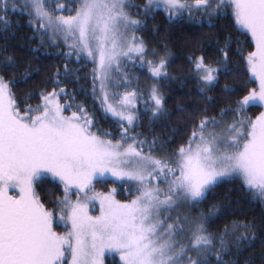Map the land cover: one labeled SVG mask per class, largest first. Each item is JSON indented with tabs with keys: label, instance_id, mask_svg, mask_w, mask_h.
Masks as SVG:
<instances>
[{
	"label": "snow or ice",
	"instance_id": "1",
	"mask_svg": "<svg viewBox=\"0 0 264 264\" xmlns=\"http://www.w3.org/2000/svg\"><path fill=\"white\" fill-rule=\"evenodd\" d=\"M11 7L29 17L33 39L40 42L33 52L63 46L68 51L58 55L65 60L93 64L92 96L105 118L119 126L120 138H106L112 136L107 131L103 136L94 132L95 124L82 104H75L77 111H72L73 104L60 102L68 95L60 87V77L78 81L81 77L75 73L82 69H70L66 63L64 72L57 70L52 81L56 87L41 92V102L23 111L13 85L26 82L28 70L19 79L0 75V264H104L109 252L118 254L122 264H236L232 257L256 239L255 224L234 220L222 231L211 230L221 212L216 204L196 216L165 213L202 204L225 180L240 181L251 199L264 205V111L255 118L248 115L249 106L264 107V0H147L143 5L145 18L162 10L170 20L187 15L188 20L207 22L209 27H215L214 20L230 18L255 45L245 57V71L246 83L257 82L258 90L250 89L236 107L221 109L220 119L204 116L187 142L171 151L156 138L149 142L138 138L142 134H132L143 93L114 91L130 87L129 75L122 71L125 61L134 67L139 61L154 80L169 78V54L153 50L157 60L146 59V43L136 35L143 24L140 14L131 9L140 5L132 0H68L67 4L23 0L21 8L14 2ZM8 9V0H3L0 22L5 30ZM231 43L232 38L226 37L215 64L203 55L190 58L199 91L208 100L212 97L207 93L219 85L222 73L238 71L230 67L225 50ZM236 43L242 54L238 38ZM18 68L15 58L5 54L0 71ZM235 91L227 84L222 88L226 96ZM144 104L154 118L166 112L156 84L150 86ZM68 111L70 115L65 114ZM228 112L235 114L231 123L224 119ZM49 177L63 191L52 201L54 210L45 206L35 187ZM108 177L134 186L133 198L117 200L116 188L97 192L94 182ZM10 188L18 189V195H9ZM95 201H99L98 216L89 213V204ZM56 210L68 229L64 233L53 227Z\"/></svg>",
	"mask_w": 264,
	"mask_h": 264
},
{
	"label": "trees",
	"instance_id": "2",
	"mask_svg": "<svg viewBox=\"0 0 264 264\" xmlns=\"http://www.w3.org/2000/svg\"><path fill=\"white\" fill-rule=\"evenodd\" d=\"M63 1V0H62ZM63 2L68 3V0ZM61 2V3H63ZM133 3L140 5L139 8L131 9L132 13H139L143 27L137 32V36L143 37L150 60L156 61L153 50L159 55L169 54L170 63L168 65V79L156 80L164 97V108L166 112L159 118L152 117L150 112H145V104L139 103L140 110L139 119L132 134L138 135L139 139L149 142L153 138L164 142L165 147L171 149L187 142L193 127L204 116L215 117L220 119L221 109L228 107H236V101L248 94V91L257 87V82L246 83L248 73L245 71V57L248 52L253 51L255 45L251 42V38L241 35L237 30L232 19L214 20L215 27H209L207 22L198 23L190 21L185 15L182 19L170 20L168 15L162 10H154L145 18L143 5L147 0H132ZM71 6V5H69ZM65 15L69 13L65 12ZM4 15V13H3ZM2 15V16H3ZM7 19L9 25L5 30V25L0 22V63L4 61V55H10L19 63V68L15 72L0 71V75H4L9 80L22 77L25 69L28 70L30 78L24 82L13 85V91L17 97V103L21 104V111L27 105L35 107L41 102L40 93L50 91L56 87L53 79L57 70L64 72V65L67 63L70 69H82L75 75L81 77L78 81L70 78L63 81L60 87H63L68 93L67 97L61 96L60 102L73 104L72 111H77L75 104H82L87 110L89 116L92 117L95 127L93 131L103 136L105 131L111 132L109 139H119V126L112 118H105L101 106L92 96L91 70L93 64L70 62L65 60L59 52H67L66 47L46 46L40 48L38 52H33L39 45L38 39H33V29L28 24L29 17L22 15L20 11L8 10ZM197 19L200 17L197 15ZM231 37L232 43L228 49L230 67L238 69L233 71L231 75H220L219 85L207 93L212 99L208 100L205 95L199 91V85L192 72V64L190 58L203 55L206 62L215 64L221 59L218 48L224 46L225 38ZM239 39V48L242 54L236 51ZM219 41V45L217 42ZM7 49V52H4ZM132 72L138 77L137 88L144 93L146 87L153 79L146 69L141 66L134 67ZM88 79H84L85 75ZM227 84L236 87L237 91L232 94L224 95L223 86ZM59 90V89H57ZM144 91V92H143ZM147 95V93L145 92ZM183 109V111H181ZM248 115L255 118L263 107L249 106ZM65 114H71L70 111ZM232 112L226 113L224 119L232 116ZM127 127V125H125ZM171 140V143L168 141ZM117 186L119 191L117 198L120 200L130 199L132 195H126V188L134 190L132 185L114 180H105L95 182V188L100 191H109L112 187ZM36 191L41 201L49 210L56 209V205L52 203L57 197L63 196L62 186L50 178L37 182ZM216 204L220 206V215L211 224V230L222 231L225 224H231L232 221H240L255 224L256 239L252 242V246L239 252L235 257L236 264H264L262 254H264V246L261 241L264 240V205L253 201L247 191L241 188L240 181L225 180L219 184L215 190L208 195L207 199L198 206H191L190 213L196 216L200 211L208 212L211 206ZM228 259V257H225ZM105 264H122L119 257L111 255L106 257Z\"/></svg>",
	"mask_w": 264,
	"mask_h": 264
},
{
	"label": "rangeland",
	"instance_id": "3",
	"mask_svg": "<svg viewBox=\"0 0 264 264\" xmlns=\"http://www.w3.org/2000/svg\"><path fill=\"white\" fill-rule=\"evenodd\" d=\"M64 1V0H63ZM62 0H61V2H63ZM15 3V5H16V7L19 9V8H21L22 7V4H23V0H8V3H9V9L8 10H13L12 9V7H11V5H12V3ZM3 3V0H0V4H2ZM63 3H65L66 4V2H63ZM153 8H155V6L153 5ZM3 15V12H0V16H2ZM140 19V18H139ZM136 35H137V33H136ZM146 59H150V56L149 55H147V57H146ZM137 66H139V61H136V66L135 67H137ZM133 68H134V66L131 64V63H128L127 61H125L124 62V64H122V71H124V72H126V73H128V75H129V79H130V81H131V84H130V87H128L127 89L126 88H124V87H121V88H119V89H114V91H118V92H120V93H123L125 90H128V91H131V90H133V89H135L137 92H141L142 93V91H139L138 90V88H137V79H135V77H136V75L134 74V73H132V72H130L129 73V71H131V70H133ZM153 84H156L157 85V87H159L158 86V84H157V82H156V80H154V79H151V81H150V83L148 84V86L146 87V93H147V95L145 94V92L143 93V96H142V98H141V100L138 102V105H139V103H142V104H144V101H146V100H148V92L150 91V86L151 85H153ZM257 90H258V83H257ZM145 106V105H144ZM263 111H264V107H263ZM66 115H70V114H66ZM234 115L235 114H232V116L231 117H227L225 120L227 121V123H231L232 122V118L234 117ZM50 178V177H49ZM106 180H114V181H117V180H115L114 178H111V177H108ZM105 181V180H104ZM117 182H120V181H117ZM95 183V182H94ZM62 186V185H61ZM134 187V186H133ZM112 188H116V199L117 200H120V199H118L117 198V193H118V191H119V188L117 187V186H114V187H112ZM95 190L97 191V192H108V191H100V190H97L96 188H95ZM132 191H134V190H130V189H128V188H126V190H125V194L126 195H129V193H132ZM8 194L9 195H13V196H17L18 195V189H9L8 190ZM135 194H133V196H134ZM133 196L131 197V198H133ZM130 198V199H131ZM72 199L73 200H75L76 199V196L75 195H73L72 196ZM127 200H129V199H127ZM127 200H120V201H127ZM191 206L192 205H182L177 211H174V212H170V213H165V215H171V216H175V215H177V214H188V215H190V216H192L191 215V213H190V208H191ZM89 213L91 214V215H93V216H98L99 214H100V206H99V201H95V202H93V203H90L89 204ZM55 215H56V217H57V219L56 220H54V223H53V227L55 228V230L57 231V232H59V233H64V232H66L68 229L66 228V227H64L63 226V224H62V222H60L59 220H58V217H59V215H60V213H59V211L58 210H56L55 211ZM169 222H172V221H169ZM111 255H116V256H118L119 257V255L118 254H113V253H106L105 254V256H104V264H105V261H106V257L107 256H111ZM66 259H69L70 260V257H67Z\"/></svg>",
	"mask_w": 264,
	"mask_h": 264
},
{
	"label": "bare ground",
	"instance_id": "4",
	"mask_svg": "<svg viewBox=\"0 0 264 264\" xmlns=\"http://www.w3.org/2000/svg\"><path fill=\"white\" fill-rule=\"evenodd\" d=\"M249 112V111H248Z\"/></svg>",
	"mask_w": 264,
	"mask_h": 264
}]
</instances>
